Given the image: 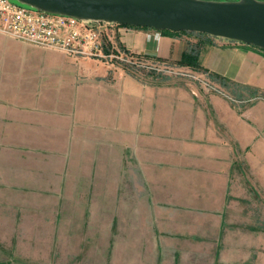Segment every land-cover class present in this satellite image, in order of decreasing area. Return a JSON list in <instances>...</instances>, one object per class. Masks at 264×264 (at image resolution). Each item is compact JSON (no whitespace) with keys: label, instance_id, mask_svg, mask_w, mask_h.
<instances>
[{"label":"crops","instance_id":"0c3cea01","mask_svg":"<svg viewBox=\"0 0 264 264\" xmlns=\"http://www.w3.org/2000/svg\"><path fill=\"white\" fill-rule=\"evenodd\" d=\"M104 40L177 64L196 52L224 93L190 79H139L0 33V201L13 209L22 198L62 200L92 214L106 200L120 208L117 201L125 209L118 219L135 225L128 230L180 228L197 247L202 228L213 245L242 200L238 182L251 183L264 206V50L129 26L112 27ZM148 206L156 224L146 228Z\"/></svg>","mask_w":264,"mask_h":264},{"label":"rangeland","instance_id":"374dc122","mask_svg":"<svg viewBox=\"0 0 264 264\" xmlns=\"http://www.w3.org/2000/svg\"><path fill=\"white\" fill-rule=\"evenodd\" d=\"M117 44L125 53L137 55ZM111 47L106 43L104 45L106 51ZM114 60L102 61L114 63ZM159 62L164 61L146 58L140 69H128L139 79L151 82L158 77L163 78L164 82L190 79L175 73L153 71ZM167 63L182 66L191 73L203 72L210 80L208 72L198 68V65ZM236 177H233L234 180ZM238 184L241 187L235 192L241 194L242 200L235 214L226 215V227L220 225L219 232L215 233L218 240L215 237L213 245H206L209 239L207 232L199 228L194 233L198 240L197 247L187 245L189 231L180 228L174 230V225L171 227L173 230L168 229L171 232L128 230L125 227L133 228L135 225L121 223L115 213L125 209L117 201L120 208H110L107 205L109 200H106L102 214H92L95 209H84L85 205L70 204L64 209L62 200L22 198L21 207L13 209L5 207L1 200L0 264H264V206L251 183L246 180V183ZM15 201L17 204L19 200ZM90 204L93 207V201ZM84 210L86 213L82 212ZM149 212L150 206L147 208L146 228L156 224ZM232 219L236 223H229Z\"/></svg>","mask_w":264,"mask_h":264},{"label":"water","instance_id":"95a60500","mask_svg":"<svg viewBox=\"0 0 264 264\" xmlns=\"http://www.w3.org/2000/svg\"><path fill=\"white\" fill-rule=\"evenodd\" d=\"M44 13L202 33L264 50V0H16Z\"/></svg>","mask_w":264,"mask_h":264},{"label":"built area","instance_id":"2783aa9c","mask_svg":"<svg viewBox=\"0 0 264 264\" xmlns=\"http://www.w3.org/2000/svg\"><path fill=\"white\" fill-rule=\"evenodd\" d=\"M114 26L120 25L104 21H83L66 15L44 13L18 3L16 0H0V33L6 37L31 46L44 47V49H58L73 59L93 57L98 60L109 59L112 62L116 59L114 63L107 62L108 60L104 62L119 66L125 71H131L128 69L131 67L140 69L146 62V58L125 53L123 49H119L120 46L116 41L106 42L104 40V36ZM105 43L112 46L108 51L104 49ZM155 65L157 66L152 70L157 73H175L178 76L190 78L192 81L194 79L204 90L214 91L217 94L224 93L222 88L206 78L203 72L191 73L182 66L177 67L167 62H159Z\"/></svg>","mask_w":264,"mask_h":264},{"label":"trees","instance_id":"16d2710c","mask_svg":"<svg viewBox=\"0 0 264 264\" xmlns=\"http://www.w3.org/2000/svg\"><path fill=\"white\" fill-rule=\"evenodd\" d=\"M227 1H229V0H227ZM120 26H123V25H120ZM127 26V25H126ZM126 26H123V27H126ZM129 27H132V26H129ZM139 28H147V27H139ZM139 28H136V29H139ZM180 32H187V31H180ZM160 33H162L163 35H165V34H169V33H176V32H174V31H168V30H165V32H163V31H161ZM198 34H202V33H198ZM202 35H204V34H202ZM206 35V34H205ZM204 35V36H205ZM206 36H209V35H206ZM183 58H181V60H180V63H182V64H187V65H190V66H196L197 65V61H196V52H186L185 54H183V56H182ZM151 74H154V72H151ZM155 75V74H154ZM153 75V76H154ZM159 74H157V76H158ZM155 79V78H154ZM162 80H164L163 78H160L159 79V77L157 78V80H155V81H162Z\"/></svg>","mask_w":264,"mask_h":264}]
</instances>
